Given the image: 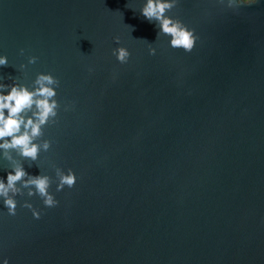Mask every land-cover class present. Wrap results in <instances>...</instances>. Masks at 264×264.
<instances>
[{"label": "water", "instance_id": "1", "mask_svg": "<svg viewBox=\"0 0 264 264\" xmlns=\"http://www.w3.org/2000/svg\"><path fill=\"white\" fill-rule=\"evenodd\" d=\"M144 3L0 0V82L51 73L61 105L50 149L16 157L59 204L25 189L10 216L0 200V264H264V0H178L191 52L157 39ZM53 165L73 188L56 191ZM10 168L0 154L5 182Z\"/></svg>", "mask_w": 264, "mask_h": 264}, {"label": "clouds", "instance_id": "2", "mask_svg": "<svg viewBox=\"0 0 264 264\" xmlns=\"http://www.w3.org/2000/svg\"><path fill=\"white\" fill-rule=\"evenodd\" d=\"M177 2L178 0H145L140 13L149 22L156 24L159 29L157 39L160 36H167L170 38L171 48L191 52L198 39L195 29L190 28L179 18L168 15L176 7ZM256 2L257 0H226V7L239 9ZM218 3L224 5L225 0H218ZM114 40L117 44L120 43L119 36ZM151 44L149 43V54L155 55L156 49ZM20 52L23 55L24 49ZM112 54L120 64H126L131 56L125 47L114 48ZM37 59L31 56L28 62L34 64ZM7 66V57L0 56V67ZM24 67L25 65H20L21 69ZM92 70L89 68V72ZM11 80L12 84L0 82V154L11 164L6 182L0 177V200L7 209L8 215L15 216L17 214L16 197L23 196L25 189H27L28 197L39 196L46 208H53L59 204L54 194L49 191L53 183L51 177L46 174L30 175L25 170L23 162L17 160L16 157L22 158L23 161L35 162L41 151L47 152L50 149L52 141L42 139L44 128L57 122L56 118L61 105L56 99V89L60 86V81L51 73H38L31 89L16 82L15 79ZM64 110L68 111L69 106L66 105ZM31 166L32 164L29 165ZM53 167L58 181L57 192L65 187L71 189L75 186L77 175L71 168L65 172L60 167L55 165ZM21 207L30 209L33 217L40 219L41 210L34 208L31 203L25 201ZM3 264H9L7 258L3 260Z\"/></svg>", "mask_w": 264, "mask_h": 264}]
</instances>
